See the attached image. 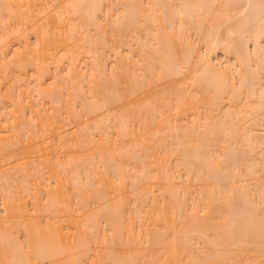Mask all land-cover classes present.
Instances as JSON below:
<instances>
[{"label":"bare ground","instance_id":"1","mask_svg":"<svg viewBox=\"0 0 264 264\" xmlns=\"http://www.w3.org/2000/svg\"><path fill=\"white\" fill-rule=\"evenodd\" d=\"M0 264H264V0H0Z\"/></svg>","mask_w":264,"mask_h":264}]
</instances>
